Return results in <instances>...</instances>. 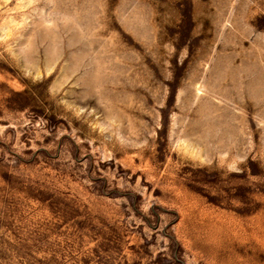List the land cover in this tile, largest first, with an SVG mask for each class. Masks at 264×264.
Here are the masks:
<instances>
[{"label":"rangeland","instance_id":"1","mask_svg":"<svg viewBox=\"0 0 264 264\" xmlns=\"http://www.w3.org/2000/svg\"><path fill=\"white\" fill-rule=\"evenodd\" d=\"M0 264H264V0H0Z\"/></svg>","mask_w":264,"mask_h":264}]
</instances>
